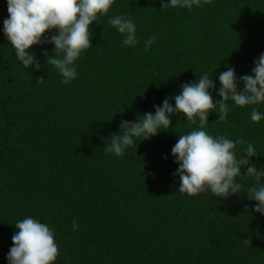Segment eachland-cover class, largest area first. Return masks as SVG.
<instances>
[{
  "label": "trees",
  "instance_id": "1",
  "mask_svg": "<svg viewBox=\"0 0 264 264\" xmlns=\"http://www.w3.org/2000/svg\"><path fill=\"white\" fill-rule=\"evenodd\" d=\"M161 2L114 0L90 26L93 46L74 62L76 79L64 84L45 63L54 45L30 49L39 70L17 59L3 33L7 0H0V264H8L16 222L29 216L54 229V264H264V214L246 197L253 178L238 177L240 193L227 198L178 191L171 150L178 135L198 129V117L191 125L173 114L169 129L134 137L123 156L105 151L122 121L154 115L166 98L175 107L181 86L202 74L220 100L219 75L229 67L237 78L253 75L264 53V0H201L191 10L161 9ZM115 15L136 24L135 46H123L108 23ZM228 104L226 120L212 112L205 130L251 142L258 154L250 160L264 169V119L253 122L251 106ZM257 108L264 112V104ZM244 148L237 145V157Z\"/></svg>",
  "mask_w": 264,
  "mask_h": 264
},
{
  "label": "clouds",
  "instance_id": "2",
  "mask_svg": "<svg viewBox=\"0 0 264 264\" xmlns=\"http://www.w3.org/2000/svg\"><path fill=\"white\" fill-rule=\"evenodd\" d=\"M208 3L209 0H203ZM114 0H7L9 17L3 21V33L9 44L15 49L17 59L25 68L33 65L40 69L36 55L30 52L34 45L52 44L53 53L47 56L45 63L53 66L62 76V83L69 84L77 77L75 61L84 50L92 47L90 26L98 21L99 15H107ZM201 7V0H170L161 2V9L181 7L191 10ZM108 23L118 30L125 38L123 46H135L138 43L136 24L125 15H115ZM98 24V23H97ZM55 30L54 35L46 33ZM156 40L152 36L144 43L148 51ZM253 75L237 78L234 68L219 75L221 87L218 89L220 100H213L211 89L216 85L205 73L198 77L197 82L185 83L179 94L174 95L175 107L166 98L162 106H154L151 112L137 116L138 122L124 120L120 125V133H113L111 142L105 147L107 153L123 156L125 150L133 145L134 137L148 140L162 129L166 131L172 126L170 116L183 113L187 122L197 124L198 129L184 135H178V142L172 148V155L179 165L174 175H179L178 191L194 196L210 190L217 198H227L239 194L242 185L238 177H251L252 186L247 188V198L258 202L255 212L264 214V169L257 170L250 160L256 156L254 145L241 138L229 139L224 135H210L206 130L210 113L217 112L219 119L224 121L231 110L228 101L236 106H251V120L258 123L264 119V112L257 106L264 104V53L254 62ZM238 79L243 82V89L238 90ZM43 79H39L41 82ZM246 144L243 154L237 157V145ZM246 166V172H242ZM16 232L12 236L13 246L7 255L8 264H54L59 256V247L55 241V232L47 223L29 216L18 220ZM73 221V230L78 229ZM246 246H252L251 240H243Z\"/></svg>",
  "mask_w": 264,
  "mask_h": 264
}]
</instances>
